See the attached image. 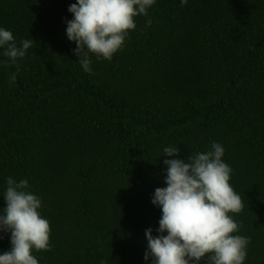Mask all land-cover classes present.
I'll return each mask as SVG.
<instances>
[{
	"label": "trees",
	"instance_id": "1",
	"mask_svg": "<svg viewBox=\"0 0 264 264\" xmlns=\"http://www.w3.org/2000/svg\"><path fill=\"white\" fill-rule=\"evenodd\" d=\"M75 2L0 0V27L33 39L15 65L0 49V194L12 176L42 199L39 264H151L162 149L187 160L212 142L243 203L245 264H264V0H157L111 61L90 54L91 74L66 37Z\"/></svg>",
	"mask_w": 264,
	"mask_h": 264
},
{
	"label": "clouds",
	"instance_id": "2",
	"mask_svg": "<svg viewBox=\"0 0 264 264\" xmlns=\"http://www.w3.org/2000/svg\"><path fill=\"white\" fill-rule=\"evenodd\" d=\"M157 0H76L68 6L66 37L75 42L72 49L82 70L91 74L90 54L111 61L137 25L135 17L148 16ZM181 6L188 0H180ZM151 19L147 24L151 25ZM33 39L17 45L10 30L0 27V49L15 65L32 47ZM13 81L15 77L12 78ZM178 146H165L164 187L151 196L161 209L157 235L145 229L147 248L144 260L151 264H245L250 240L239 235L234 214L243 203L230 184L232 168L224 161V146L212 142L206 152L180 158ZM160 155V156H161ZM159 156V157H160ZM6 206L0 209V232L10 233L11 247L0 250V264H39L33 254L51 250L50 223L40 213L42 199L30 191L27 179L6 178L3 193ZM231 213V214H230Z\"/></svg>",
	"mask_w": 264,
	"mask_h": 264
}]
</instances>
